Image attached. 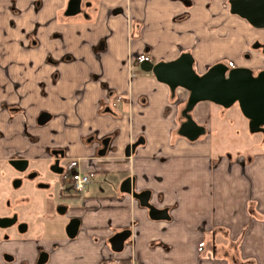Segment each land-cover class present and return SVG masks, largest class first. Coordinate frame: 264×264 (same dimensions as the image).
<instances>
[{
    "label": "crops",
    "instance_id": "1",
    "mask_svg": "<svg viewBox=\"0 0 264 264\" xmlns=\"http://www.w3.org/2000/svg\"><path fill=\"white\" fill-rule=\"evenodd\" d=\"M67 1L0 0V162L63 148L90 182L61 190L49 212L61 203L80 225L67 238L63 222V238L42 248L7 236L0 264H37L41 252L40 264H264V149L214 155L210 125L225 108L209 101L190 112L204 133L178 135L187 91L171 93L139 68L183 51L197 73L217 60L242 65L238 54L264 40V28L231 15L227 0H79L72 14ZM256 55L250 65L264 68ZM41 111L50 117L39 125ZM103 137L101 155L93 140ZM127 177L167 218H151L120 190ZM124 229L129 237L112 251L108 238Z\"/></svg>",
    "mask_w": 264,
    "mask_h": 264
},
{
    "label": "water",
    "instance_id": "2",
    "mask_svg": "<svg viewBox=\"0 0 264 264\" xmlns=\"http://www.w3.org/2000/svg\"><path fill=\"white\" fill-rule=\"evenodd\" d=\"M230 14L237 15L255 28L264 27V0H227ZM79 0H68L67 14L78 11ZM193 58L188 51L179 53L175 58L168 61L150 62L147 59L140 61L139 68L150 72L154 78L165 84L171 93L180 87L187 91L184 106L180 110L183 120L177 127V134L193 141L201 136L205 129L197 124L190 116V111L197 102L209 101L222 108H228L234 103L241 115L247 120L249 132H260L264 135V69L252 72L251 69L242 66L228 68L221 62H215L208 66L202 73H197L193 68ZM45 114L40 116L38 123L45 120ZM142 142V139L131 142L125 148V154L133 152L134 148ZM105 142L99 154L105 151ZM57 160H55L56 162ZM12 165L25 163L20 159H11ZM20 168V167H19ZM61 173L62 169L54 170ZM120 190L137 199L141 206L148 209L151 218H167L166 210L156 209L147 202L148 192H136L132 186L130 177L125 178L120 184ZM60 208V210H59ZM65 206H57L56 212L63 214ZM14 219L0 218V227H7ZM19 228L18 232L24 231L26 225ZM79 220L76 217L69 218L64 224V234L67 238H73L78 230ZM127 229L117 231L108 238V244L112 251H121L124 241L129 237ZM5 258H9L5 256ZM46 259V253L41 252L37 259L40 264Z\"/></svg>",
    "mask_w": 264,
    "mask_h": 264
},
{
    "label": "rangeland",
    "instance_id": "3",
    "mask_svg": "<svg viewBox=\"0 0 264 264\" xmlns=\"http://www.w3.org/2000/svg\"><path fill=\"white\" fill-rule=\"evenodd\" d=\"M218 115L220 116H214L210 125L214 155L219 157L223 153H228L233 157H243L246 151H252L254 146L257 149H264V135L260 132L251 133L248 131L246 121L235 103L228 108L222 109ZM47 163L45 159H37L30 161L28 165L29 168L38 171L39 181H49L54 178L53 173L47 168ZM12 175L13 172L9 167L5 163L0 162V213L18 212L20 219L27 222L28 229L21 236L17 232V234H14L13 232L15 231L13 229H9L5 234L15 241L18 240L17 242H21V244L32 242L40 248L42 246L39 243L43 244V242L49 240V236L57 234L55 241L63 238L61 226L63 222L68 220L66 212L63 214H58L55 210L51 211V213L47 212L50 215L48 218L42 215L46 202L48 203L47 210L51 209L49 193L53 189L38 188L28 179L24 180L19 188H13L9 183ZM52 201L55 202V199ZM17 236L20 237L18 238ZM11 244L15 245L14 243ZM34 264H36V261Z\"/></svg>",
    "mask_w": 264,
    "mask_h": 264
},
{
    "label": "flooded vegetation",
    "instance_id": "4",
    "mask_svg": "<svg viewBox=\"0 0 264 264\" xmlns=\"http://www.w3.org/2000/svg\"><path fill=\"white\" fill-rule=\"evenodd\" d=\"M226 4H227V8H228V2H226ZM228 12H229V10H228ZM231 15H234V14H231ZM235 16H237V15H235ZM240 19H242V18H240ZM242 20H244V19H242ZM248 25L250 27H252L250 24H248ZM252 28H255V27H252ZM262 28H264V27H262ZM257 29H260V28H257ZM256 53L259 54V56L264 58V40H260L258 38H253L248 43L246 50H244L238 54L239 60L242 62V65L234 63L232 61H228V60H217L216 62H221V63L225 64L228 68L235 67V66H242V67H247V68L251 69L252 72H257L258 70H261L264 68L262 66H258V65H255V66L250 65L251 62H257ZM8 109L9 110H13V109L16 110L17 108L9 107ZM43 114H45L43 117V118H45V120L41 123H38V119L40 118V116L42 117ZM179 115H180V111H179ZM49 117H50V115L47 112L41 111L36 115V123L39 125L43 124V123H45L46 120L49 119ZM90 140H92V137L90 138ZM104 142L106 144V146H105V150H106L108 143H109V138L103 137V138L93 140V144H95V147L97 148L98 154L100 153L101 149L103 148ZM104 153H105V151H104ZM131 153L129 152L128 155H126V154L125 155L129 156ZM11 159H20V160H23L25 163L12 165L9 163V160H11ZM37 159L47 160V162H48L47 168L49 169L50 172L53 173L54 178H51L49 181H39L38 180V178H39L38 171H36L32 168H29L28 167V165L30 164L29 159L24 157V156H21V155L9 156L3 161V163H5V165L8 166L9 169L13 172V175L9 180V183L13 188H19L23 184V181L27 180V179L30 180L31 182H33L34 185L38 188L45 189V190L52 188L53 190L49 193V201H50L49 204L51 205V209H52V204H51L53 202L52 200L53 199L56 200L57 198H59V194H61V190L69 191L70 190L69 188L70 187L72 188V180H71L72 175L76 172H78V173H81V172H79L78 169H76V166H74L73 164H71L70 162L65 160L63 148H47L46 152H45V157H41V158H37ZM55 160H57V161L55 162ZM57 168H61L62 172L56 173L54 170ZM81 174H84V173H81ZM84 175L87 177V180H88L87 183H88L89 177L87 174H84ZM86 184H85V186H86ZM85 186H84V188H85ZM83 189L80 191H75L72 188L74 193L81 192V191H83ZM6 204H7V202H6ZM47 205H48V203L46 202L45 206H44V210H43L44 213H47V212H49V210H51V209L47 210ZM57 206H65V205H63L61 203L55 204V209ZM59 210H60V208H59ZM65 212H66V210H65ZM44 213L42 214L43 216H44ZM5 217H7V218L13 217L14 221L11 225H9L7 227H0V242H2L4 239H6L7 235L5 234V232L9 229H13L15 232H18L19 228H23L22 224H25L26 227H25L24 231L25 232L27 231L28 224L26 221L20 219L18 212L13 211L9 214L0 213V218H5ZM72 217H75V216H69L68 219L72 218ZM79 225H80V221H79ZM79 225H78V227H79ZM63 228H64V226H63Z\"/></svg>",
    "mask_w": 264,
    "mask_h": 264
},
{
    "label": "built area",
    "instance_id": "5",
    "mask_svg": "<svg viewBox=\"0 0 264 264\" xmlns=\"http://www.w3.org/2000/svg\"><path fill=\"white\" fill-rule=\"evenodd\" d=\"M71 180H72V188L75 191L82 190L88 181L87 177L84 174L78 172L72 175Z\"/></svg>",
    "mask_w": 264,
    "mask_h": 264
}]
</instances>
